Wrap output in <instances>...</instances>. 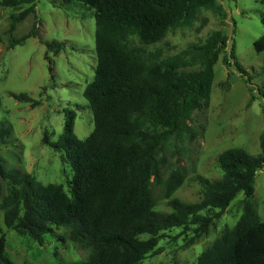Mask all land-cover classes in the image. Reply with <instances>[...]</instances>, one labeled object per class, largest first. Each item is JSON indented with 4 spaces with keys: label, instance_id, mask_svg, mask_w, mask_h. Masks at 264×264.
<instances>
[{
    "label": "trees",
    "instance_id": "obj_1",
    "mask_svg": "<svg viewBox=\"0 0 264 264\" xmlns=\"http://www.w3.org/2000/svg\"><path fill=\"white\" fill-rule=\"evenodd\" d=\"M66 1H78L95 12L97 67L83 93L95 127L88 138L79 139L76 112L68 109L57 142H50L48 136L44 139L71 166L73 177L67 189L0 166L8 190L0 203L6 227L40 245L47 235L65 229L67 239L86 257L77 264H141L160 253L159 243L167 231L193 232L189 244L208 235L243 194V213L236 225L226 229L195 264H264V221L254 203L255 178L264 167V134L260 155L228 149L219 156L221 179L197 178L203 188L199 203L174 197L187 177L181 168L164 175L168 154L173 157L179 144L198 135L189 122L196 110L210 107L220 56L225 54V66L236 57L234 47L226 54L229 38L220 30L172 56L150 48L170 32L191 27L203 11L224 21L227 12L219 0ZM258 2L264 8V0ZM0 5L15 10L29 5L12 16L10 31L35 9L33 0H2ZM261 21L264 25V16ZM34 35L15 39L13 47ZM47 47L58 51L62 44L54 41ZM254 49L264 52V34L254 42ZM234 65L247 75L239 62ZM259 94L264 99V91ZM13 97L40 104L27 94ZM5 134L0 126V140ZM155 186L163 187L170 212L156 210ZM0 234V264H13L6 257L1 229Z\"/></svg>",
    "mask_w": 264,
    "mask_h": 264
},
{
    "label": "rangeland",
    "instance_id": "obj_2",
    "mask_svg": "<svg viewBox=\"0 0 264 264\" xmlns=\"http://www.w3.org/2000/svg\"><path fill=\"white\" fill-rule=\"evenodd\" d=\"M219 3L227 12L224 21L203 11L191 27L170 32L163 42L150 48L172 56L203 43L212 32L220 30L229 38L226 54L235 49L236 59H230L231 66L223 64L222 54L214 67L210 107L192 115L189 123L198 134L196 139L179 144L173 157L168 154L170 163L164 175L177 167L186 173V180L174 197L189 204L202 200L198 177L210 181L223 177L219 156L224 151L241 148L253 156L262 153L264 99L259 90L264 91V52L257 53L254 42L264 34V8L258 0ZM33 5L34 12L14 31H10L12 16L29 5L19 10L0 5V126L6 129L0 140V166L9 172L32 174L42 184H58L67 189L73 177L71 166L44 139L48 136L50 142H57L68 109L76 112L75 134L79 139L85 140L94 130L93 112L83 93L93 81L97 67L95 12L78 1L33 0ZM33 33L36 35L23 45L13 47L15 39ZM54 41L62 44L61 50L48 49L47 44ZM236 61L247 71L246 76L240 74ZM248 77L250 83L246 82ZM14 94H27L40 104L20 102ZM153 191L156 210L170 212L163 187L155 186ZM7 193V184L0 174V203ZM244 198L240 194L209 234L194 244H189L193 232L184 234L181 228L165 232L159 243L160 253L141 264L197 263L226 229L236 225L243 213ZM254 203L264 221L263 170L255 178ZM0 229L6 236V257L13 264H77L86 258L67 239L65 229L47 235L44 245H40L8 229L2 210Z\"/></svg>",
    "mask_w": 264,
    "mask_h": 264
},
{
    "label": "built area",
    "instance_id": "obj_3",
    "mask_svg": "<svg viewBox=\"0 0 264 264\" xmlns=\"http://www.w3.org/2000/svg\"><path fill=\"white\" fill-rule=\"evenodd\" d=\"M263 171H264V167H263V169H262Z\"/></svg>",
    "mask_w": 264,
    "mask_h": 264
}]
</instances>
